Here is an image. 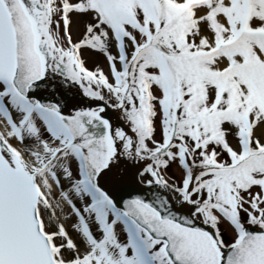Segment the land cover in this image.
<instances>
[{
    "label": "snow or ice",
    "instance_id": "snow-or-ice-1",
    "mask_svg": "<svg viewBox=\"0 0 264 264\" xmlns=\"http://www.w3.org/2000/svg\"><path fill=\"white\" fill-rule=\"evenodd\" d=\"M0 264H264V0H0Z\"/></svg>",
    "mask_w": 264,
    "mask_h": 264
},
{
    "label": "bare ground",
    "instance_id": "bare-ground-1",
    "mask_svg": "<svg viewBox=\"0 0 264 264\" xmlns=\"http://www.w3.org/2000/svg\"><path fill=\"white\" fill-rule=\"evenodd\" d=\"M89 59H88V64L89 66H93L97 61H99L101 64H103L106 67V64L103 61V57L100 56L98 53L95 52H90L87 53ZM173 171H177L175 168L173 169Z\"/></svg>",
    "mask_w": 264,
    "mask_h": 264
}]
</instances>
